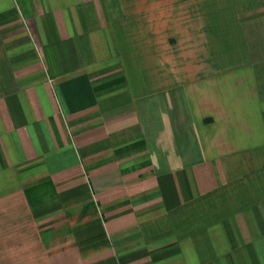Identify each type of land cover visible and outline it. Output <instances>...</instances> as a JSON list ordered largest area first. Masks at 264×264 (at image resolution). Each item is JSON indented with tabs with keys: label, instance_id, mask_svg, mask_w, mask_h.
Returning <instances> with one entry per match:
<instances>
[{
	"label": "crops",
	"instance_id": "0c3cea01",
	"mask_svg": "<svg viewBox=\"0 0 264 264\" xmlns=\"http://www.w3.org/2000/svg\"><path fill=\"white\" fill-rule=\"evenodd\" d=\"M0 264H264V0H0Z\"/></svg>",
	"mask_w": 264,
	"mask_h": 264
}]
</instances>
